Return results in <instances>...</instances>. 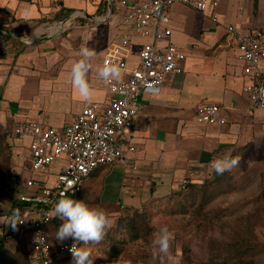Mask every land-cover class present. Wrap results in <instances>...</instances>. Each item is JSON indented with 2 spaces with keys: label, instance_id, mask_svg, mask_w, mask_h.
I'll return each mask as SVG.
<instances>
[{
  "label": "crops",
  "instance_id": "crops-1",
  "mask_svg": "<svg viewBox=\"0 0 264 264\" xmlns=\"http://www.w3.org/2000/svg\"><path fill=\"white\" fill-rule=\"evenodd\" d=\"M54 1H58L56 8L51 6ZM217 2V23L211 9L200 13L181 4L172 8V36L161 46L172 43L185 49L184 72L171 76L161 88L142 94L140 116L130 134L136 148L137 170L120 163L95 170L80 195L89 207L105 211L109 218H118L125 210L164 202L184 190L185 183L205 184L215 171V159L264 139V111L250 109L244 88L251 80L244 75V66L237 60L233 39L227 33L229 26L264 33V0ZM107 5L106 14L104 9L87 5L84 0H0L3 128L14 130L36 122L64 129L72 124L87 103L70 83L72 64L79 58L81 47H88L95 54L88 73L94 93L90 102L106 104L110 100L98 68L104 65L126 10L112 12L110 2ZM67 12L70 15L62 20L61 15ZM56 18L59 22L48 36H43L46 21ZM22 37L31 43L22 41ZM146 42L135 39L129 69L136 67V53ZM204 105L220 106L228 123L200 126L195 115ZM16 144L17 177L13 179L24 183L31 178L30 139ZM62 163L65 167L66 162ZM14 198L5 195L0 202V264H9L3 258L12 250L14 255L23 252L25 264H37L29 235L15 241L10 249L3 245ZM50 242L53 246L61 244L51 236Z\"/></svg>",
  "mask_w": 264,
  "mask_h": 264
},
{
  "label": "built area",
  "instance_id": "built-area-1",
  "mask_svg": "<svg viewBox=\"0 0 264 264\" xmlns=\"http://www.w3.org/2000/svg\"><path fill=\"white\" fill-rule=\"evenodd\" d=\"M176 4L200 13L211 9L213 21L218 22L217 0L124 1L121 5L126 14L104 64L120 65L126 77L120 82L104 81L110 100L106 104L87 102L72 124L64 129L29 122L10 132L16 142L30 139L32 165L30 179L24 183L9 180L3 189V195H14V201L24 206L19 210V222L23 223L17 226V230L9 225L3 236L6 248L29 235L31 252L37 264H59L62 257L71 256L68 249L75 241L68 239L58 246L51 244L50 227L55 220L63 222L53 211L55 203L63 196L80 200L85 181L98 168L120 163L129 170H137L136 148L130 141V134L140 116L142 94L161 88L171 76L184 72L185 49L172 43L161 46L172 36L171 11ZM227 33L233 39L237 60L244 66V75L251 80L244 88L250 109L264 111V67L261 66L264 62V33L244 31L234 26H229ZM135 39L147 42L140 45L136 53V67L129 69L128 59L136 45ZM195 119L200 126H225L228 123L218 105L200 107ZM57 161H65L66 166L59 173L51 174L49 170ZM76 245L91 247L96 244L85 246L76 242Z\"/></svg>",
  "mask_w": 264,
  "mask_h": 264
},
{
  "label": "rangeland",
  "instance_id": "rangeland-1",
  "mask_svg": "<svg viewBox=\"0 0 264 264\" xmlns=\"http://www.w3.org/2000/svg\"><path fill=\"white\" fill-rule=\"evenodd\" d=\"M124 1L130 2L114 0L115 12H122ZM54 2L51 6L58 7V1ZM84 2L108 13L109 0ZM68 15L70 12L60 18ZM57 19L46 21L43 36L49 35L59 22ZM11 130L0 125V134L6 135L0 149L2 178L17 172V144L10 137ZM228 157L240 158L238 167L222 175L214 171L205 186L185 191V185V190L164 202L125 210L120 217L109 218L112 224L103 241L87 247L93 264H264V139L237 149ZM62 168V161H57L50 171L59 173ZM4 196L0 191V202ZM128 218H134L139 229L136 233L130 231ZM163 227L174 235L171 260L158 249L153 256V241ZM56 232L52 228L49 234L59 243ZM24 260L23 252L14 255L13 250L3 258L9 264H25ZM60 264L75 262L62 258Z\"/></svg>",
  "mask_w": 264,
  "mask_h": 264
},
{
  "label": "clouds",
  "instance_id": "clouds-1",
  "mask_svg": "<svg viewBox=\"0 0 264 264\" xmlns=\"http://www.w3.org/2000/svg\"><path fill=\"white\" fill-rule=\"evenodd\" d=\"M22 41L31 43V41H25L24 37H22ZM94 55L90 48L81 47L77 53L79 58L73 62L70 72L72 87L77 90L81 99L86 102H90L94 94L88 80V73L92 69L91 60ZM98 75L105 82H120L122 79V67L115 63H105L98 68ZM239 160L240 158L237 157L226 156L215 159L212 166L218 175H222L226 171H231L233 168L238 167ZM53 211L63 221L57 229L55 238L61 243L68 239L75 241L68 249L75 264H93L90 259V251L86 247H78L76 242L87 246L99 244L103 241L107 230L112 224L105 211L89 207L83 200H75L67 196H63L55 203ZM19 216L20 213L17 209L6 225H10L13 230H17V226L23 223L19 222ZM173 240V233L167 227L161 228L153 241V256L157 255L156 249H158L160 254L171 260L170 249Z\"/></svg>",
  "mask_w": 264,
  "mask_h": 264
},
{
  "label": "trees",
  "instance_id": "trees-1",
  "mask_svg": "<svg viewBox=\"0 0 264 264\" xmlns=\"http://www.w3.org/2000/svg\"><path fill=\"white\" fill-rule=\"evenodd\" d=\"M71 12V11H70ZM5 138H6V135L5 134H0V149H1V147H2V145H3V142H4V140H5ZM17 176H15V175H13L12 173L11 174H8V176L6 177L5 176V178H2L1 176H0V179L2 180V183L0 184V191H1V193L3 194V189L6 187V182L7 181H9V180H12L13 178H16ZM206 184V183H205ZM205 184H203L204 186H205ZM198 188V186L197 185H189V186H187L186 187V190L185 191H187L188 189H190V190H194V189H197ZM183 191V190H182ZM22 208H24V206L22 205V204H20L18 201H14V203H13V206H12V211H11V216L13 215V213L18 209V210H20V209H22ZM128 211H131V210H128ZM127 220H130V222H131V227H130V231L131 232H133V233H136L137 232V230H139L138 228H137V226H136V224H135V222H134V218H128ZM61 224V222L60 221H58V220H55L54 222H53V224H52V226H55V227H59V225ZM135 237H137V236H135ZM1 249L3 248V246H1L0 247ZM62 258H66V259H68V260H73V257H72V255L71 256H65V257H62ZM62 258L60 259V261H59V264H60V262L62 261Z\"/></svg>",
  "mask_w": 264,
  "mask_h": 264
},
{
  "label": "water",
  "instance_id": "water-1",
  "mask_svg": "<svg viewBox=\"0 0 264 264\" xmlns=\"http://www.w3.org/2000/svg\"><path fill=\"white\" fill-rule=\"evenodd\" d=\"M110 4H111V10L113 12L114 11V2L112 0H110Z\"/></svg>",
  "mask_w": 264,
  "mask_h": 264
}]
</instances>
